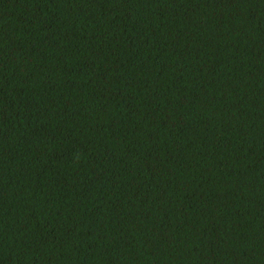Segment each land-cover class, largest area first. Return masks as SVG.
<instances>
[{"label": "trees", "instance_id": "16d2710c", "mask_svg": "<svg viewBox=\"0 0 264 264\" xmlns=\"http://www.w3.org/2000/svg\"><path fill=\"white\" fill-rule=\"evenodd\" d=\"M0 264H264V0H0Z\"/></svg>", "mask_w": 264, "mask_h": 264}]
</instances>
